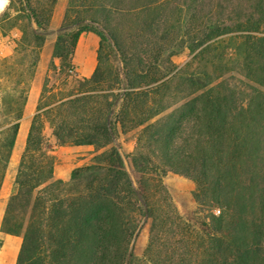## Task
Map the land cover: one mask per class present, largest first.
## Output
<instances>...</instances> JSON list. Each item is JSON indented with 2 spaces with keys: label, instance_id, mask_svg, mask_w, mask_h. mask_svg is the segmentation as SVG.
<instances>
[{
  "label": "trees",
  "instance_id": "trees-1",
  "mask_svg": "<svg viewBox=\"0 0 264 264\" xmlns=\"http://www.w3.org/2000/svg\"><path fill=\"white\" fill-rule=\"evenodd\" d=\"M20 1L29 27L2 74L17 76L22 58L33 77L59 0ZM90 32L113 42L121 68L99 53L79 79L76 46ZM184 48L191 59L178 67ZM53 57L78 88L49 93L47 77L32 118L2 223L23 239L17 264H139L146 220V264H264V0H69ZM21 85L0 102V193L29 98ZM47 128L57 147L104 151L57 179ZM134 128L139 187L119 145ZM168 173L196 184L199 230L163 196Z\"/></svg>",
  "mask_w": 264,
  "mask_h": 264
},
{
  "label": "rangeland",
  "instance_id": "rangeland-1",
  "mask_svg": "<svg viewBox=\"0 0 264 264\" xmlns=\"http://www.w3.org/2000/svg\"><path fill=\"white\" fill-rule=\"evenodd\" d=\"M68 4L69 0H59L53 10L50 35L41 49L40 60L33 77L27 74V71L30 70L32 60L22 58L16 63L19 71L17 76L12 77L2 74L5 67L4 61L10 60V64L14 63L19 51H21L22 40L25 38L24 31L28 29L29 22L27 21L26 12L20 0H8L7 7L0 13V102L2 98L8 96V93L15 88L18 82L22 83L21 87L26 88L29 94V101L24 109V116L21 121L16 148L8 168L5 183L0 193V264H17L23 242L22 237L4 234L2 232V223L7 203L14 190L19 163L25 150L31 121L42 96L46 78H50L47 83L49 93L52 91L53 93L62 91L61 93L63 94L60 95L69 96L70 93L76 92L78 88L76 79H69V82L64 79L65 75H62L60 72L61 62L53 57L55 45L57 43V31L66 21ZM101 43L102 47L100 54L102 57V65H109L117 70L121 68L119 64V55L113 42L105 37ZM190 59L191 55L189 49L184 48L177 53L172 60L176 66L183 67ZM52 62H55L56 69L52 67ZM76 78H79L77 72ZM48 95L49 94H47V96ZM26 108L27 113H25ZM139 132V128L128 129L124 134L121 133L119 138V145L122 154L125 156L126 169L137 187L140 185V175L133 166L132 154L136 147L135 142L137 141ZM45 134L56 147L55 156L57 163L55 166V177L57 179L67 177L66 181H69L72 173L76 169L91 164L95 155L104 151V149H102L99 152H96V150L76 152L74 149L57 147L55 139L52 136V130L47 128ZM161 184L163 196L170 198L184 220L199 230L205 223V219L204 215L199 213L197 203L195 202L194 193L196 184L190 179L173 173H168L163 178ZM218 211L219 209H215L214 213L219 215L217 214ZM150 228L151 223L146 220L133 244L134 254L139 264H146L144 258L149 242Z\"/></svg>",
  "mask_w": 264,
  "mask_h": 264
},
{
  "label": "crops",
  "instance_id": "crops-1",
  "mask_svg": "<svg viewBox=\"0 0 264 264\" xmlns=\"http://www.w3.org/2000/svg\"><path fill=\"white\" fill-rule=\"evenodd\" d=\"M100 47H101V38L97 34L90 32V33H84L80 36L74 55V66L79 78L88 79L93 76L99 65L98 59H99ZM25 113H27V108ZM139 129L141 130V128ZM135 145L137 147V141L135 142ZM136 147L134 149V152L136 150ZM62 148L74 149L76 152L95 151V148L92 146H81V147L65 146ZM54 154H56V152H54ZM61 179L66 181L67 177Z\"/></svg>",
  "mask_w": 264,
  "mask_h": 264
},
{
  "label": "bare ground",
  "instance_id": "bare-ground-1",
  "mask_svg": "<svg viewBox=\"0 0 264 264\" xmlns=\"http://www.w3.org/2000/svg\"><path fill=\"white\" fill-rule=\"evenodd\" d=\"M8 0H0V13L7 7Z\"/></svg>",
  "mask_w": 264,
  "mask_h": 264
},
{
  "label": "built area",
  "instance_id": "built-area-1",
  "mask_svg": "<svg viewBox=\"0 0 264 264\" xmlns=\"http://www.w3.org/2000/svg\"><path fill=\"white\" fill-rule=\"evenodd\" d=\"M217 214H220V211H218Z\"/></svg>",
  "mask_w": 264,
  "mask_h": 264
}]
</instances>
